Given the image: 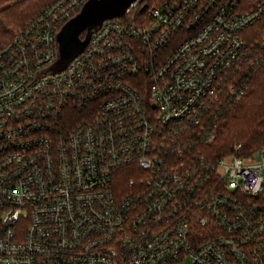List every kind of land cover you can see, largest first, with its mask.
I'll use <instances>...</instances> for the list:
<instances>
[{
	"label": "built area",
	"instance_id": "1",
	"mask_svg": "<svg viewBox=\"0 0 264 264\" xmlns=\"http://www.w3.org/2000/svg\"><path fill=\"white\" fill-rule=\"evenodd\" d=\"M86 1L0 48V264H264V144L202 149L264 65V0H134L40 75Z\"/></svg>",
	"mask_w": 264,
	"mask_h": 264
},
{
	"label": "trees",
	"instance_id": "2",
	"mask_svg": "<svg viewBox=\"0 0 264 264\" xmlns=\"http://www.w3.org/2000/svg\"><path fill=\"white\" fill-rule=\"evenodd\" d=\"M51 1L22 0L10 3L9 0H0V48ZM245 34L249 43L260 39L264 35V19L254 23ZM248 76L247 93L221 113L214 140L202 147L210 157L234 153L236 144L242 145L237 153L246 156L264 144V65L249 71ZM66 112L67 119H63V122L69 125L85 117L78 106L71 105Z\"/></svg>",
	"mask_w": 264,
	"mask_h": 264
},
{
	"label": "water",
	"instance_id": "3",
	"mask_svg": "<svg viewBox=\"0 0 264 264\" xmlns=\"http://www.w3.org/2000/svg\"><path fill=\"white\" fill-rule=\"evenodd\" d=\"M134 0H87L81 9L60 28L56 36V60L40 75L62 72L82 53L90 40L107 19L122 16ZM84 33V37H82Z\"/></svg>",
	"mask_w": 264,
	"mask_h": 264
},
{
	"label": "rangeland",
	"instance_id": "4",
	"mask_svg": "<svg viewBox=\"0 0 264 264\" xmlns=\"http://www.w3.org/2000/svg\"><path fill=\"white\" fill-rule=\"evenodd\" d=\"M22 0H18V1H9L10 3H17L20 2ZM2 216V215H1ZM178 264H191V262L189 260H184V261H179Z\"/></svg>",
	"mask_w": 264,
	"mask_h": 264
}]
</instances>
